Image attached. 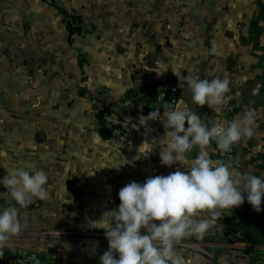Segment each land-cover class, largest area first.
Wrapping results in <instances>:
<instances>
[{"label": "crops", "instance_id": "1", "mask_svg": "<svg viewBox=\"0 0 264 264\" xmlns=\"http://www.w3.org/2000/svg\"><path fill=\"white\" fill-rule=\"evenodd\" d=\"M67 15L82 24L72 35ZM186 75L230 81L219 112L192 101L179 79ZM170 90L174 106H158ZM180 101L209 127L252 110L251 138L228 153L213 140L208 150L264 177V0H0V179L12 169L48 177V198L26 208L0 185V210L17 207L22 225L0 253L24 248L53 264H100L108 243L88 222L116 209L129 182L184 171L160 164L158 144L147 157L138 150L164 134L159 120L148 122L150 131L138 127L139 117ZM105 104L111 111L102 118ZM113 126L121 134L103 136ZM219 211L203 236L175 245L186 264H264V197L260 212L247 201ZM41 216L50 217L38 219V230Z\"/></svg>", "mask_w": 264, "mask_h": 264}, {"label": "clouds", "instance_id": "2", "mask_svg": "<svg viewBox=\"0 0 264 264\" xmlns=\"http://www.w3.org/2000/svg\"><path fill=\"white\" fill-rule=\"evenodd\" d=\"M166 71L155 72L160 75ZM179 79L185 82L182 86L190 90L195 104L217 112L230 90L227 78L186 75ZM254 116L248 110L239 119L217 121L209 127L183 101L162 114L156 110L140 116L138 127L150 131L148 122L159 120L164 129L158 141L141 144L138 150L144 153L142 156L147 157L158 144L160 164H179L184 171L178 168L167 176L148 177L143 183L129 182L118 192L116 209L88 222L89 228L103 230L108 243V250L99 257L100 264H186L175 245L193 235L203 236L220 218L219 210L233 209L247 201L260 212L264 177L234 170L222 160L212 159L208 150L213 140L220 152L228 153L234 144L251 138ZM194 149L197 154L192 157ZM47 181L42 170L12 169L0 179V185L16 205L26 208L34 199L48 198ZM205 212L211 218H202ZM21 228L17 207L0 210V242L18 234Z\"/></svg>", "mask_w": 264, "mask_h": 264}, {"label": "built area", "instance_id": "3", "mask_svg": "<svg viewBox=\"0 0 264 264\" xmlns=\"http://www.w3.org/2000/svg\"><path fill=\"white\" fill-rule=\"evenodd\" d=\"M47 3H53L54 0H44ZM64 21L67 28L72 30H78L81 28V22L77 17L74 16H65ZM101 115L103 117H108L111 111V106L105 104L101 107ZM110 135L113 137H118L121 134V130L117 126H113L110 129ZM38 260L37 253L26 252V251H17L14 255L0 253V264H36Z\"/></svg>", "mask_w": 264, "mask_h": 264}, {"label": "rangeland", "instance_id": "4", "mask_svg": "<svg viewBox=\"0 0 264 264\" xmlns=\"http://www.w3.org/2000/svg\"><path fill=\"white\" fill-rule=\"evenodd\" d=\"M102 118H107V117H103L102 116ZM50 216H48V217H43V216H41V217H36V219H35V229H38V230H43L44 229V227H43V224H42V221L40 220V221H38V219L40 218V219H42V218H45V219H47V218H49ZM60 217H58V216H51V219L52 220H57V221H59L58 219H59ZM38 221V222H37ZM53 227H55V226H53L52 225V228ZM59 233H60V235H59ZM59 233H55V235H57V237H62V232H59ZM100 233H103V232H100ZM100 233H98V234H96V235H101ZM86 235H91L92 233H85ZM17 251H26V252H34V253H42L43 251H41V250H38L39 252H36V251H32V250H27V249H24V248H20V249H18V250H16V252ZM46 255V260L44 261V262H38V263H36V264H52L53 262H52V260L54 259L53 258V256H49L48 254H45ZM58 260H55V264H60L61 262H59Z\"/></svg>", "mask_w": 264, "mask_h": 264}, {"label": "water", "instance_id": "5", "mask_svg": "<svg viewBox=\"0 0 264 264\" xmlns=\"http://www.w3.org/2000/svg\"><path fill=\"white\" fill-rule=\"evenodd\" d=\"M176 97H177V93L175 91H171V90L167 91L165 93L164 101L162 103H159L158 106L172 108L176 101ZM109 135H110V130L108 128H105L103 130V136L108 137Z\"/></svg>", "mask_w": 264, "mask_h": 264}, {"label": "trees", "instance_id": "6", "mask_svg": "<svg viewBox=\"0 0 264 264\" xmlns=\"http://www.w3.org/2000/svg\"><path fill=\"white\" fill-rule=\"evenodd\" d=\"M79 30H81V28L80 29H78V30H72V29H70V28H68V31H69V33H70V35H72L73 33H76V32H78ZM6 254H11V255H14L15 254V252H13V253H6ZM38 255V260H37V263L40 261V262H44L45 260H46V255L45 254H43V253H38L37 254ZM53 264V263H52Z\"/></svg>", "mask_w": 264, "mask_h": 264}]
</instances>
